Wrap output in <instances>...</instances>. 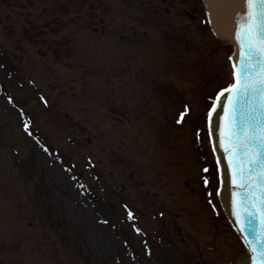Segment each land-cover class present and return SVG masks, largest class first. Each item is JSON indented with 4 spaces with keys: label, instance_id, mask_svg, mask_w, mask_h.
<instances>
[{
    "label": "rangeland",
    "instance_id": "obj_1",
    "mask_svg": "<svg viewBox=\"0 0 264 264\" xmlns=\"http://www.w3.org/2000/svg\"><path fill=\"white\" fill-rule=\"evenodd\" d=\"M148 1L0 0V264L244 252L210 215L199 180L212 164L192 143L231 80L230 46L200 0Z\"/></svg>",
    "mask_w": 264,
    "mask_h": 264
},
{
    "label": "water",
    "instance_id": "obj_2",
    "mask_svg": "<svg viewBox=\"0 0 264 264\" xmlns=\"http://www.w3.org/2000/svg\"><path fill=\"white\" fill-rule=\"evenodd\" d=\"M202 5L216 39L233 46L230 55L233 69L235 54L240 51L243 55L244 49V45L238 47L237 38L246 30L250 36L256 34V6L246 4V0H202ZM238 76L237 64L233 84H239ZM261 77H264V69H258L253 79ZM227 89L222 99L216 95L207 115V131L218 169L217 196L227 220L246 250L238 256L235 255L241 253L236 251L229 264H264L258 247L264 236V185L258 178L264 175V168L256 163L258 158L264 161V147L261 146L264 129L259 126L264 122V109L261 108L264 94L241 93L237 97L235 89ZM252 108L255 110L250 111ZM253 132L255 140L249 143L248 137ZM240 142L247 145V151L242 154L237 148ZM249 172L251 174L247 175ZM245 216H248L247 227Z\"/></svg>",
    "mask_w": 264,
    "mask_h": 264
},
{
    "label": "snow or ice",
    "instance_id": "obj_3",
    "mask_svg": "<svg viewBox=\"0 0 264 264\" xmlns=\"http://www.w3.org/2000/svg\"><path fill=\"white\" fill-rule=\"evenodd\" d=\"M246 4L248 5H255L256 6V15L255 18L258 21L256 34L255 36H250L248 30L242 33L237 38L238 47L240 45H244L243 55L240 51L235 54V62L233 65L234 76L236 75V68L237 64L239 66V84H231L229 88H233L236 91L237 97L244 93L246 95L251 94H264V77H261L258 80H254L253 77L256 75L258 69H264V0H246ZM251 19V18H249ZM228 92V89H222L220 93H218V97L220 99L223 98V95ZM11 100V97H9ZM46 102V101H45ZM261 108L264 109V104H261ZM255 109L252 108L250 111H254ZM183 113H181V117H183ZM262 129H264V122L259 125ZM255 127V126H253ZM24 128L26 131L29 130V124L27 121L24 123ZM29 134H31L29 132ZM255 140V132L248 137V142L251 143ZM261 146L264 147V140L261 141ZM238 150L241 152L247 151V145L243 142L237 144ZM46 151H49L45 147ZM256 163L261 167L264 168V161H261L259 158L257 159ZM207 171V169H205ZM251 173H247L250 175ZM259 181L262 185H264V175L260 176ZM207 183V179L205 180ZM243 189V185H242ZM127 207V206H125ZM254 215V213L252 214ZM128 218L133 219V213L131 211L128 212ZM248 223V216H245V225L247 227ZM245 227V230H246ZM137 232H140V228H136ZM258 247L261 250V259L264 260V236L261 237L260 241L258 242Z\"/></svg>",
    "mask_w": 264,
    "mask_h": 264
},
{
    "label": "flooded vegetation",
    "instance_id": "obj_4",
    "mask_svg": "<svg viewBox=\"0 0 264 264\" xmlns=\"http://www.w3.org/2000/svg\"><path fill=\"white\" fill-rule=\"evenodd\" d=\"M153 2H154L153 0H149L148 1V3H150V5H152ZM209 168L210 167L208 166L205 169H207V171H208ZM206 179H207V183H205ZM206 179H204V186H203V189H202V190H204L205 193H203L202 196L204 197L205 204L209 208L211 217L214 218V216L217 217V214H218L219 210H218V206L216 204V201L214 200V195L212 193L213 191H212V189L210 187V185H211V177H208ZM213 181H214V178H213Z\"/></svg>",
    "mask_w": 264,
    "mask_h": 264
},
{
    "label": "trees",
    "instance_id": "obj_5",
    "mask_svg": "<svg viewBox=\"0 0 264 264\" xmlns=\"http://www.w3.org/2000/svg\"><path fill=\"white\" fill-rule=\"evenodd\" d=\"M215 90V89H214ZM213 94V93H212ZM212 94H211V96H212ZM211 96H209V97H211ZM211 102V101H210ZM208 104H210V103H208Z\"/></svg>",
    "mask_w": 264,
    "mask_h": 264
}]
</instances>
